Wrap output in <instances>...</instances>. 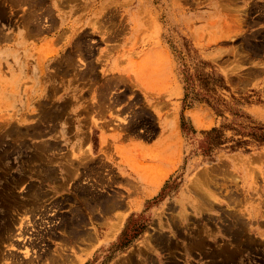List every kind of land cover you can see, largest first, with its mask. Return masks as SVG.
Segmentation results:
<instances>
[{
	"label": "rangeland",
	"instance_id": "374dc122",
	"mask_svg": "<svg viewBox=\"0 0 264 264\" xmlns=\"http://www.w3.org/2000/svg\"><path fill=\"white\" fill-rule=\"evenodd\" d=\"M261 134L264 0H0V264H264Z\"/></svg>",
	"mask_w": 264,
	"mask_h": 264
},
{
	"label": "trees",
	"instance_id": "16d2710c",
	"mask_svg": "<svg viewBox=\"0 0 264 264\" xmlns=\"http://www.w3.org/2000/svg\"><path fill=\"white\" fill-rule=\"evenodd\" d=\"M204 134L207 135V136H210V134H214L210 138V140L211 141L214 140L213 142H214L215 145L221 143L220 141H215L216 140L215 138L217 137V134H219V130L217 128L213 127L211 129H209L208 131L204 132ZM257 136H258L257 138H259V140L264 139L262 134L261 135H257Z\"/></svg>",
	"mask_w": 264,
	"mask_h": 264
}]
</instances>
